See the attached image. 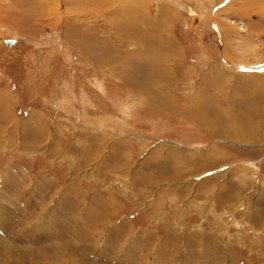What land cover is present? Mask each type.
<instances>
[{
	"label": "rangeland",
	"instance_id": "obj_1",
	"mask_svg": "<svg viewBox=\"0 0 264 264\" xmlns=\"http://www.w3.org/2000/svg\"><path fill=\"white\" fill-rule=\"evenodd\" d=\"M0 264H264V0H0Z\"/></svg>",
	"mask_w": 264,
	"mask_h": 264
},
{
	"label": "water",
	"instance_id": "obj_2",
	"mask_svg": "<svg viewBox=\"0 0 264 264\" xmlns=\"http://www.w3.org/2000/svg\"><path fill=\"white\" fill-rule=\"evenodd\" d=\"M3 42L6 43L7 45H10V44L14 43V40L5 39V40H3ZM258 66H259L258 64L257 65H252L251 68H257L258 69ZM261 69H263V68H261Z\"/></svg>",
	"mask_w": 264,
	"mask_h": 264
},
{
	"label": "crops",
	"instance_id": "obj_3",
	"mask_svg": "<svg viewBox=\"0 0 264 264\" xmlns=\"http://www.w3.org/2000/svg\"><path fill=\"white\" fill-rule=\"evenodd\" d=\"M253 65V64H252ZM251 69H254V68H251ZM249 71H254V70H249ZM3 94L4 93H1V96H3ZM9 94H10V92H9ZM10 96H12V95H10Z\"/></svg>",
	"mask_w": 264,
	"mask_h": 264
},
{
	"label": "bare ground",
	"instance_id": "obj_4",
	"mask_svg": "<svg viewBox=\"0 0 264 264\" xmlns=\"http://www.w3.org/2000/svg\"><path fill=\"white\" fill-rule=\"evenodd\" d=\"M39 17V16H38Z\"/></svg>",
	"mask_w": 264,
	"mask_h": 264
}]
</instances>
